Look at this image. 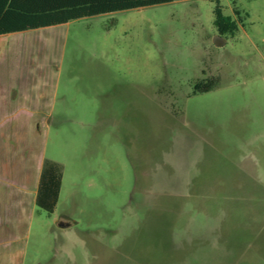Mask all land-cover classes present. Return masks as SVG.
I'll return each mask as SVG.
<instances>
[{
  "label": "rangeland",
  "instance_id": "374dc122",
  "mask_svg": "<svg viewBox=\"0 0 264 264\" xmlns=\"http://www.w3.org/2000/svg\"><path fill=\"white\" fill-rule=\"evenodd\" d=\"M221 3L0 38V264H264V0Z\"/></svg>",
  "mask_w": 264,
  "mask_h": 264
},
{
  "label": "trees",
  "instance_id": "16d2710c",
  "mask_svg": "<svg viewBox=\"0 0 264 264\" xmlns=\"http://www.w3.org/2000/svg\"><path fill=\"white\" fill-rule=\"evenodd\" d=\"M174 0H0V35L47 28L72 20L104 13L141 8ZM215 1V25L220 35L233 33L237 19L224 13L221 0ZM235 12L241 19L238 8ZM218 76L197 80L194 93L212 89ZM63 182L62 166L45 159L38 182L36 205L50 214L54 213L60 199Z\"/></svg>",
  "mask_w": 264,
  "mask_h": 264
},
{
  "label": "crops",
  "instance_id": "0c3cea01",
  "mask_svg": "<svg viewBox=\"0 0 264 264\" xmlns=\"http://www.w3.org/2000/svg\"><path fill=\"white\" fill-rule=\"evenodd\" d=\"M35 30V29H34ZM27 31H29V30H26V31H21V32H14V33H8V34H3V35H0V38L1 39H3V40H8V38L10 37V36H15V35H17V34H20V33H24V32H27ZM0 41H2V40H0ZM5 54V53H4ZM3 54V55H4ZM1 56V55H0ZM6 84V83H5Z\"/></svg>",
  "mask_w": 264,
  "mask_h": 264
}]
</instances>
